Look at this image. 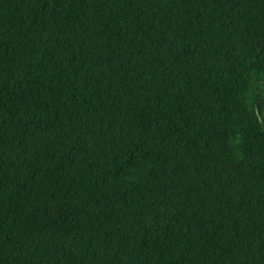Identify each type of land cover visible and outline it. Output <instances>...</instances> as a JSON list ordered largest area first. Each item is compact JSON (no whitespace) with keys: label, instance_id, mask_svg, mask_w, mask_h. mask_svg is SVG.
<instances>
[{"label":"trees","instance_id":"16d2710c","mask_svg":"<svg viewBox=\"0 0 264 264\" xmlns=\"http://www.w3.org/2000/svg\"><path fill=\"white\" fill-rule=\"evenodd\" d=\"M0 264H264V0H0Z\"/></svg>","mask_w":264,"mask_h":264}]
</instances>
